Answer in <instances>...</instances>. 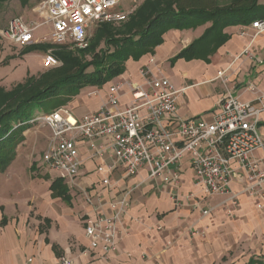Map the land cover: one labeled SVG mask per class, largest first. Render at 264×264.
Segmentation results:
<instances>
[{
	"label": "crops",
	"instance_id": "obj_1",
	"mask_svg": "<svg viewBox=\"0 0 264 264\" xmlns=\"http://www.w3.org/2000/svg\"><path fill=\"white\" fill-rule=\"evenodd\" d=\"M35 1L39 0H32L29 4ZM11 2L19 4L28 17L42 19L34 12L37 6L29 10V4L23 6L19 0ZM210 26L167 32L164 43L154 54L145 55L139 61L129 60L122 76L102 88L83 90L62 108L80 119L105 105L109 88L117 83H126L120 108L130 106L131 85L146 87L141 70L148 65L150 58L156 61L151 67L153 74L168 78L179 91L178 116L181 118L200 117L212 122L228 92L244 102L264 97V36L255 39L251 55H245L251 38L241 34L245 30L253 34L250 26L227 28L225 33L231 36L230 40L209 63L179 60L171 65V59L201 38ZM42 59L40 56L34 74L29 71L31 76L39 75ZM219 72H225L223 79L218 77ZM39 116L42 115L33 119ZM25 124L29 127L40 123L29 121ZM259 130L264 137V114ZM78 147L83 164L73 188L62 173L43 163V156L40 166L46 175L33 177L31 173L35 171V165L31 167L27 163L26 157L20 153V146L11 164L0 171V264H60L59 259L64 255H68L73 264H229L230 253L237 250V246L229 247V236L237 235L249 236L247 240L250 241L244 240V248L246 252L252 249L254 252L241 264L264 256V234L254 228L252 199L246 195L239 197L243 208L237 210L235 217L244 219L245 226L240 228L230 223L227 214L231 209L230 196L208 197L197 184L189 159L183 164L178 190L181 202L177 204L172 198V189L161 181L149 180L147 170L126 179L124 168L112 152L93 160L86 142L79 141ZM106 178L110 179L114 189L103 186L102 181ZM56 180L62 181L68 189L70 202L53 196L51 185ZM247 184L246 180L234 182L232 192L241 193ZM128 190L132 191L131 206L124 224L129 234L121 238L116 251L107 257H103L101 251H90L85 222L88 218L109 216L110 203ZM191 194L194 198L188 199ZM226 202L227 206H224ZM197 204L204 209H214V212L203 216L195 206ZM221 206L224 209L215 213ZM252 235L256 238L251 239Z\"/></svg>",
	"mask_w": 264,
	"mask_h": 264
},
{
	"label": "built area",
	"instance_id": "obj_2",
	"mask_svg": "<svg viewBox=\"0 0 264 264\" xmlns=\"http://www.w3.org/2000/svg\"><path fill=\"white\" fill-rule=\"evenodd\" d=\"M145 1L44 0L34 9L42 23L34 25L22 17L14 18L6 29H0V37L25 49L36 43L35 32L48 26L51 45H71L85 50L92 29L105 23H121ZM124 5L128 7L124 8ZM250 27L253 34L248 30L241 34L251 38L245 55H251L255 39L264 36V19L255 21ZM155 64V59L150 58L141 70L146 87L131 85L132 103L124 109L120 108V98L126 83H117L109 88L105 105L80 119L61 108L30 121L52 130L43 163L62 173L73 188L83 164L78 143L84 141L88 144L90 159H100L108 151L112 152L124 168L126 179L147 170L148 179L169 186L172 198L179 204L183 164L189 159L197 184L208 197L230 196L232 209L238 207L240 194L261 203L264 197V137L259 124L264 114V97L244 102L228 92L212 122L200 117L181 118L178 116L179 91L168 78L153 74L151 67ZM60 65L53 50H49L44 57V68L48 70ZM224 75L225 72L218 73L221 79ZM100 141L104 143L99 144ZM257 153L261 155L256 156ZM243 180L248 184L241 193L234 194L232 184ZM102 184L114 189L109 178ZM131 194L128 190L115 198L110 203L109 216L87 219L85 234L90 251H101L103 257H107L116 251L121 238L129 234L124 218L131 206ZM191 198H194L193 194L188 197ZM223 205L227 206V202ZM195 206L203 216L214 212V209ZM59 263L73 264V261L64 255Z\"/></svg>",
	"mask_w": 264,
	"mask_h": 264
},
{
	"label": "trees",
	"instance_id": "obj_3",
	"mask_svg": "<svg viewBox=\"0 0 264 264\" xmlns=\"http://www.w3.org/2000/svg\"><path fill=\"white\" fill-rule=\"evenodd\" d=\"M13 0H0V5ZM23 6L32 0H19ZM264 19V0H146L129 18L116 26L102 24L85 50L67 46L37 44L23 49L21 55L53 50L61 65L7 91L0 88V171L14 160L16 149L28 128L29 109L34 104L56 99L57 109L67 106L87 88H102L125 73L129 60L139 61L154 54L171 30H191L210 24L201 38L171 59L201 60L206 63L231 38L229 27H249ZM104 44V49L101 45ZM54 197L71 201L62 181L51 185ZM247 264H264V256Z\"/></svg>",
	"mask_w": 264,
	"mask_h": 264
},
{
	"label": "rangeland",
	"instance_id": "obj_4",
	"mask_svg": "<svg viewBox=\"0 0 264 264\" xmlns=\"http://www.w3.org/2000/svg\"><path fill=\"white\" fill-rule=\"evenodd\" d=\"M41 2L35 1L32 4H29V10H33L38 4ZM144 3V2H143ZM140 4V6L143 5ZM137 8V9H138ZM136 9V10H137ZM22 17L26 22L29 24L31 23H42V19H34L33 17H28V14H25L23 10L20 8L19 4H13L9 2L7 5H0V29H6L9 25V22L14 19ZM28 17V18H27ZM127 19L121 21L123 23ZM119 24H114L119 26ZM96 28L92 29L90 32V40L94 37L96 33ZM35 40L37 44H50V27L45 26L40 28L37 32H35ZM101 49H104V44L101 45ZM23 51L22 48H18L6 40L0 37V88H4L5 90L9 91L14 88L16 85L23 83L26 79L31 76L30 72L34 74L36 70H38V63L40 60V56H42V69L39 71L38 74H41L46 69L43 66L44 57L48 52L45 51H36L30 54H26L24 56L21 55ZM42 55H41V53ZM41 72V73H40ZM24 74H27V77H24ZM58 106V102L56 99L46 101L40 104H34L29 109L28 119L38 116V115H49L53 113ZM24 140H22L19 144L20 153L22 156L26 157L27 163L32 167L35 165V171L31 173L33 177L46 175L45 170L40 166L42 156L51 140V131L48 127L42 124H33L30 125L28 128L24 130ZM18 146V147H19ZM245 194H240V196ZM239 196V197H240ZM247 196V195H246ZM252 201V208L255 212V220L254 223L256 224L254 228L258 229L260 232L264 234V197L262 202L260 203L257 199L249 197ZM259 204L262 205V208L259 207ZM230 207V206H229ZM240 208H243L242 199L239 198L238 207L235 209H229L227 212L228 216L230 217L229 222L238 225L240 228L241 226H245L244 219H236V212L239 211ZM221 209H224L223 206L219 207L215 213H220ZM228 210V209H227ZM236 219V220H235ZM255 230V229H254ZM256 232V230L254 231ZM257 233V232H256ZM249 238V236L247 237ZM246 237L243 236H234L230 238L229 236V247L237 246V250L235 252L230 253L229 257V264H241L245 262L249 256L254 254L253 249L249 252H246L244 245L245 241L247 240ZM255 236H251V239H255ZM250 241V240H247ZM252 244V240H251ZM258 253V252H256Z\"/></svg>",
	"mask_w": 264,
	"mask_h": 264
}]
</instances>
